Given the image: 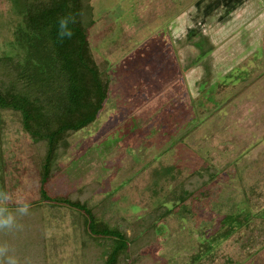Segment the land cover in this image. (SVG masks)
I'll return each instance as SVG.
<instances>
[{
    "label": "rangeland",
    "instance_id": "rangeland-1",
    "mask_svg": "<svg viewBox=\"0 0 264 264\" xmlns=\"http://www.w3.org/2000/svg\"><path fill=\"white\" fill-rule=\"evenodd\" d=\"M80 5L107 101L94 122L58 137L51 200L41 195L47 140L0 108V190L10 212L17 198L31 206L17 217L23 230L0 231V244L22 264H106L120 253L117 264H264V0ZM21 19L14 0H0V57L22 54ZM22 67L1 62L0 83L44 109L35 130L59 129L68 117L53 109L59 81H33ZM53 199L85 205L127 249Z\"/></svg>",
    "mask_w": 264,
    "mask_h": 264
},
{
    "label": "trees",
    "instance_id": "trees-1",
    "mask_svg": "<svg viewBox=\"0 0 264 264\" xmlns=\"http://www.w3.org/2000/svg\"><path fill=\"white\" fill-rule=\"evenodd\" d=\"M14 2L16 12L22 17L14 32L16 46L19 47L22 54L18 55L15 60L10 55L0 57V63L15 61L18 66H23L22 70L31 72L29 74L33 81L40 82L44 78L56 79L60 83L57 93L62 88L64 92L60 96V100L58 96V104L53 109L63 110V115L68 116L67 120L59 129L45 135L38 132V129L32 125L35 115H43L41 110L44 109L40 108L38 104L32 105L25 97L26 95H16L10 90H5L3 83H0V108L20 112L26 131L35 140H40L43 137L47 140L49 148L42 179V183H46L54 158L53 149L58 137L62 136L63 131H78L94 122L103 109L108 91L99 80L95 61L90 55L86 37L87 27L83 25L81 18L83 9H81L80 0H14ZM92 9V6H87L86 9L89 24L93 23L92 14L94 11ZM69 15L74 16L76 20L74 24L70 25L74 35L71 39H64L63 42H60L57 35V22L61 17ZM51 72H53V77L50 75ZM56 73L59 79H57L58 76L55 77ZM71 115L76 116L75 119L70 118ZM42 190L44 197L49 199L44 189ZM53 201L62 202L86 212L88 214L86 222L92 234L112 235L119 252L127 249L128 239L118 230L100 227L85 205L63 199H54ZM95 228L98 229V232L95 231ZM120 254L114 258L110 255L106 264H117Z\"/></svg>",
    "mask_w": 264,
    "mask_h": 264
},
{
    "label": "clouds",
    "instance_id": "clouds-1",
    "mask_svg": "<svg viewBox=\"0 0 264 264\" xmlns=\"http://www.w3.org/2000/svg\"><path fill=\"white\" fill-rule=\"evenodd\" d=\"M76 22L72 15L61 17L58 20V40L63 42L64 39H71L74 35L70 25ZM12 201L9 192L0 190V231H22L23 225L18 223L17 217H23L29 214L30 204L23 198H17L15 214L9 211L7 205ZM0 264H22L19 257L15 254V249L8 243L0 244ZM23 264H29L24 261Z\"/></svg>",
    "mask_w": 264,
    "mask_h": 264
},
{
    "label": "crops",
    "instance_id": "crops-1",
    "mask_svg": "<svg viewBox=\"0 0 264 264\" xmlns=\"http://www.w3.org/2000/svg\"><path fill=\"white\" fill-rule=\"evenodd\" d=\"M106 101H107V100H106ZM103 108H104V106H103ZM102 110H103V109H102ZM101 112H102V111H101ZM101 112H100V113H101ZM82 129H83V128H82ZM82 129H81V130H82ZM43 169H44V165H43ZM43 177H44V173H43V171H42V175H41V177H40V178H41V195H42L43 198H45L44 195H43V190H42V189H44V191H45V193H46V185H47L48 182H46V183H42V179H43ZM46 196L49 197V196L47 195V193H46ZM45 200H51V198H50V197H49V199L45 198ZM53 200H54V199H53ZM73 208H74V207H73ZM88 210H89V209H88ZM89 211H90V210H89ZM87 226H88V225H87ZM88 229H89V227H88ZM89 231H90V229H89ZM0 236H1V235H0ZM97 236H98V235H97ZM8 241H9V239H8ZM8 241H7V242H8ZM8 244H9V243H8Z\"/></svg>",
    "mask_w": 264,
    "mask_h": 264
}]
</instances>
